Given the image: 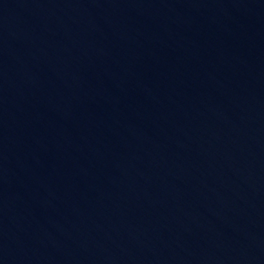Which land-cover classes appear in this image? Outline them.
Instances as JSON below:
<instances>
[{"label": "water", "instance_id": "water-1", "mask_svg": "<svg viewBox=\"0 0 264 264\" xmlns=\"http://www.w3.org/2000/svg\"><path fill=\"white\" fill-rule=\"evenodd\" d=\"M0 264H264V0H0Z\"/></svg>", "mask_w": 264, "mask_h": 264}]
</instances>
